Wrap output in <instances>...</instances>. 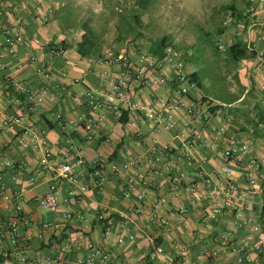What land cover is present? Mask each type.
<instances>
[{"label": "crops", "instance_id": "1", "mask_svg": "<svg viewBox=\"0 0 264 264\" xmlns=\"http://www.w3.org/2000/svg\"><path fill=\"white\" fill-rule=\"evenodd\" d=\"M241 1L236 4L241 18H235L234 36L228 46L237 41L241 42L245 45L247 53L246 57L237 62L231 61L230 64L231 76H227L235 81L230 86L232 100L213 99L201 91V86L199 91L212 100V105H217L213 112L218 119H214V123L225 124L228 126V134L247 139L253 146V155L264 160V135L257 126L258 122H264V92L257 94L261 88L264 89L263 86H257V82L261 83L263 77L259 73L264 70L263 57L259 58L260 52L264 56V0ZM66 2L67 0H0V30L15 25L21 28L26 38L17 46L15 56H5L7 74L28 82L33 88L39 86L41 78L34 75L32 66L18 67L28 55H32L46 67L64 68L71 80L79 78L78 82L64 86L62 96L47 97L41 105L34 108L21 96L22 104L17 113L24 117L23 126H33L36 130L43 131L52 145H61L64 138L70 135L82 147L88 160L102 156L119 162L123 155L144 153L153 144L169 145L177 153L185 152L183 140L177 135L179 129L165 130L158 124L145 120L143 115L124 108L120 111H115L107 105L98 108L92 115L95 119L99 118V130L91 140L83 138L82 127L69 128V132L60 128L53 116L58 111L73 117L91 114L86 105L85 91L103 89L106 82L103 73L116 67L105 63L104 60L120 51L134 54L140 48L159 54L160 40L167 37L166 35L147 46H140V38L133 41L126 38V32L130 28L142 31L140 20L139 23L134 22V25L123 14L119 21L116 20V31L109 34L110 28H113L109 14H104L103 8L97 12L91 5L84 8L79 4V0H73L76 13H73L72 19L78 23H72L66 28L61 20V16L66 15ZM43 13L47 14L46 20L43 19ZM94 16L103 18L100 30L97 21L94 22ZM249 16L262 23L261 32L253 30L248 21ZM226 33L225 29L222 35L225 36ZM140 37L144 39L145 35ZM35 39H38L40 44L34 43ZM152 44L158 46L156 51L152 50ZM59 45L63 49L60 54L50 52V47ZM189 72H197V67L194 66ZM198 77L200 78L199 75ZM7 108L6 100L0 96V112L12 111L13 106ZM179 114L182 118L181 112ZM252 127L254 135L251 133ZM193 131L195 141L189 151L197 161L202 162L201 167L196 162L185 160L181 166L174 169L172 175L181 176L183 184L197 182L205 174L222 178L221 168L225 159L220 148L208 145L207 130H201L197 125V129ZM196 135L199 137L196 138ZM16 136L17 133L0 135V160L13 163V167L1 168V179L22 191L23 212L26 216L36 222L49 221L52 224L42 241H33L27 251L30 257L53 256L54 243L57 240L60 243L73 242L81 236L71 251L52 264H76V260L85 253L84 246L88 242H94L104 249L109 256V264H158L157 261H150L147 255L157 245L164 249V255L160 258L162 264H210L207 252L220 245L222 232L230 231L239 236L248 230L243 224L244 220H250L252 223L264 221V162L256 174L257 193L251 195L248 192L245 176L237 177L238 190L234 208L225 210L215 220L209 221L208 225L202 217V214L209 210L207 201L202 197L203 193L196 196L194 202H191L184 192L175 197L169 192L168 177L165 174L152 175L144 164L137 168L138 176L147 181L146 196L142 201L136 200L134 196L124 198L121 177L111 175L100 189L90 190L80 199L69 197L68 184L61 183L57 192L58 208L55 211L45 210L38 206L33 198L48 190L52 181L51 174L46 172L42 177L32 179L41 151L20 149ZM246 161V157L240 160L243 165ZM13 176L16 178L13 179ZM162 198L165 199L164 202H161ZM136 208H141V211L137 212ZM177 208H184L187 214L183 216ZM237 211L240 212V217L236 216ZM7 212L5 206H0V218ZM66 212L71 213L70 218L64 217ZM101 214L103 218H99ZM161 221L167 222L168 226L158 224ZM108 226L111 228V235L104 237V230ZM29 231L33 233L34 229L29 228ZM127 234H133L134 240L125 238L123 243H117L118 236ZM255 240L264 247V229L256 234ZM177 247L183 248L180 255L176 253ZM17 250L9 238L4 237L1 241L0 264H20ZM218 263L226 264L227 261L221 256L217 260Z\"/></svg>", "mask_w": 264, "mask_h": 264}, {"label": "built area", "instance_id": "2", "mask_svg": "<svg viewBox=\"0 0 264 264\" xmlns=\"http://www.w3.org/2000/svg\"><path fill=\"white\" fill-rule=\"evenodd\" d=\"M46 15L43 13L44 20ZM25 40L23 31L18 26H8L0 30V96L6 100L7 109L13 106L12 111L0 112V135L17 133L16 141L20 149L41 151L32 179L36 180L46 172L52 177L48 190L33 198L41 208L49 211L58 208L57 192L61 183L68 184L69 197L80 199L90 190L100 189L111 175L121 177L124 198L134 196L136 200L142 201L146 196L147 181L137 174V168L141 164L146 165L152 175L165 174L168 177L169 192L175 197L184 192V195L194 202L196 196L203 193L202 197L207 201L209 208L207 213L202 214L207 225L225 210L234 208L238 190L237 177L245 176L248 192L251 195L257 193L256 174L259 173L264 160L253 155V146L247 139L228 134V126L225 124L214 123L213 120L218 119V116L211 110V105L198 94L199 89L190 79L184 61L172 48H165L161 55L139 49L134 54L120 51L111 55L104 62L116 67L103 73L106 77L105 87L85 91L86 105L91 114L73 117L58 111L53 115L54 120L65 132H69V128L82 127L85 140L93 139L99 130V118L95 119L92 114L102 105H107L115 111L124 108L135 114L139 113L145 120L158 124L165 130L179 129L177 135L183 140L185 152L177 153L169 145L153 144L146 152L125 154L117 162L102 156L88 160L82 147L70 135L64 138L61 145H52L43 131L36 130L33 126H23L24 117L17 113L22 104L21 96L34 108L41 105L47 97L62 96L65 85L79 81V78L71 80L64 68L46 67L32 55H28L18 67L32 66L34 75L41 78L39 86L33 88L28 82L7 74L5 56H15L17 46ZM33 42L40 44L38 39ZM49 50L53 54L63 51L61 46H53ZM180 112L182 118L179 117ZM197 125L201 130L208 131V145L220 148L225 159L221 168L222 178L205 174L197 182L183 184L181 176L172 175L174 169L181 166L185 160L196 162L200 167L202 164L189 151L195 141L193 130L197 129ZM257 126L264 135V122H258ZM251 133L254 135L253 127ZM197 137L199 136L196 135ZM245 157L247 161L243 165L240 160ZM3 166L13 167V163L0 160V206H5L8 210L0 218V249L2 239L8 237L10 243L18 248L17 258L20 264H52L60 260L61 256L71 251L81 236L73 242L60 243L57 240L54 243L53 256H28L27 251L33 241H42L52 224L49 221L36 222L24 214L23 193L1 179ZM164 201L162 198L161 202ZM176 210L183 216L187 214L184 208ZM136 211L140 212L141 208H136ZM236 216H241L239 211ZM64 217L70 218L71 213L66 212ZM99 218H103V215H99ZM158 224L167 225V222L161 221ZM243 224L248 230L242 235L237 236L230 231L220 234V245L207 252L210 264H217L221 256L226 259V264H264V247L255 240L256 234L264 229V221L252 223L250 220H244ZM29 228H33L34 232H28ZM109 235L111 228L108 226L104 230V237ZM125 238L132 241L135 237L133 234H127L118 236L116 241L123 243ZM84 247L85 253L76 260V264H109V256L100 245L88 242ZM182 251L183 248L177 247V254L180 255ZM147 255L150 261L162 264L160 258L164 255V249L159 245L154 246Z\"/></svg>", "mask_w": 264, "mask_h": 264}, {"label": "rangeland", "instance_id": "3", "mask_svg": "<svg viewBox=\"0 0 264 264\" xmlns=\"http://www.w3.org/2000/svg\"><path fill=\"white\" fill-rule=\"evenodd\" d=\"M79 1V4H82L84 8L91 5L97 12L104 9V14L106 12L109 14V18L112 20L110 25L113 27L110 28L109 34L116 31V20L119 21L122 14L133 24L135 19L132 18L139 15L142 30L139 31L140 36L145 35V38L142 39L137 36L134 40L140 38V46H147L150 42H155L160 37L167 35L166 48H172L179 53L180 57L184 58L188 71H192L194 66L197 67V73L201 78V91L213 99L232 100L233 95L230 86L235 81L233 78H229L232 60L228 57L226 49L234 36L236 19L231 17V11L223 9V6L232 2L237 4L239 0ZM253 1L255 0H250V2ZM256 1L261 2V0ZM64 10L66 15L65 17L61 16L64 27L68 28L72 23H78L75 19L72 21L73 13H76L73 0H67ZM96 18L94 16V22L97 21L99 24L97 27L100 30L103 18ZM248 21L249 24H252L255 32L256 30L262 31L263 25L259 20L249 16ZM220 28L226 29L225 36L218 32ZM215 45L219 47L218 51H214ZM151 47L153 51H156L158 46L152 44ZM262 55L260 52L259 58L263 57L264 60ZM259 75L263 76L261 77L262 82H257V86L261 88V86L264 87V70ZM262 91L264 92V89L261 88L257 94L262 93Z\"/></svg>", "mask_w": 264, "mask_h": 264}, {"label": "trees", "instance_id": "4", "mask_svg": "<svg viewBox=\"0 0 264 264\" xmlns=\"http://www.w3.org/2000/svg\"><path fill=\"white\" fill-rule=\"evenodd\" d=\"M223 9H228L231 11V17H234V18H241V15H239V9L236 5V3L232 2L231 4H226L223 6ZM135 17V22L136 23H139V18L138 16H134ZM129 25V24H128ZM219 33H222L223 32V28H220ZM138 34H140L138 31H136L135 29H128V31L126 32V38H130V40H134V38H136L138 36ZM167 41V38L166 37H163L161 40H160V47H161V51H160V55L163 53V51L165 50L166 48V43ZM60 46V45H59ZM51 48V47H50ZM218 46L215 45V49L214 51H218ZM141 50V49H139ZM227 55L228 57L230 58V60L234 61V62H237L238 60L246 57V53H247V49L245 47L244 44H241V42H235V43H232L230 46L227 47ZM181 59L184 61V63H186V61L184 60L183 57H181ZM186 66V64H185ZM187 69V68H186ZM187 72L189 73V77L190 79L195 82L197 88L199 89V86H201L200 84V78L198 77V73L197 72H189L187 70ZM198 94L202 97V99L206 102H208L210 105H211V110L213 111L214 109H216L217 105H212V100L204 95L201 94V92L198 90Z\"/></svg>", "mask_w": 264, "mask_h": 264}]
</instances>
